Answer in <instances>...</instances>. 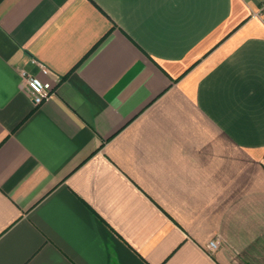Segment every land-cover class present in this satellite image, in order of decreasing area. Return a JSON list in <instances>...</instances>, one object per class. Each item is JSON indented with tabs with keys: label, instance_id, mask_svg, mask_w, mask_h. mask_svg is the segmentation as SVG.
<instances>
[{
	"label": "crops",
	"instance_id": "1",
	"mask_svg": "<svg viewBox=\"0 0 264 264\" xmlns=\"http://www.w3.org/2000/svg\"><path fill=\"white\" fill-rule=\"evenodd\" d=\"M260 2L0 0V264H264Z\"/></svg>",
	"mask_w": 264,
	"mask_h": 264
},
{
	"label": "built area",
	"instance_id": "2",
	"mask_svg": "<svg viewBox=\"0 0 264 264\" xmlns=\"http://www.w3.org/2000/svg\"><path fill=\"white\" fill-rule=\"evenodd\" d=\"M255 15L264 21V0H261L258 10ZM22 82L26 92L30 95L34 105H39L42 101L49 96L52 86L48 82L42 81L39 77L31 75L26 71H22ZM218 246V239H211L207 247L214 250Z\"/></svg>",
	"mask_w": 264,
	"mask_h": 264
}]
</instances>
